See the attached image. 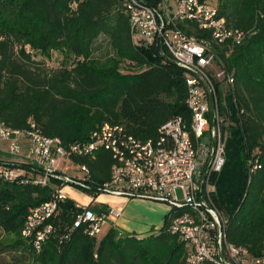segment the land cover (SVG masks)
I'll return each mask as SVG.
<instances>
[{"label": "trees", "instance_id": "16d2710c", "mask_svg": "<svg viewBox=\"0 0 264 264\" xmlns=\"http://www.w3.org/2000/svg\"><path fill=\"white\" fill-rule=\"evenodd\" d=\"M145 1L156 6L160 0ZM125 3L0 0V121L14 128H28L34 122L42 133L59 136L68 145L89 139L106 122L125 125L134 135L149 138L169 119L189 118L183 69L158 46L133 41ZM217 6L230 26L250 33L241 44L221 49L226 68L235 76L234 90L225 91L227 106L222 102L221 107L225 115L231 110L235 130L226 142L224 168L213 178L214 197L220 210L228 214L227 239L261 255L264 0H217ZM182 28L189 34L211 37L194 23ZM101 35L107 37L112 50L105 61L93 56ZM26 45L41 54L33 56ZM52 49L66 50L73 61L49 68L44 54ZM122 63L137 69L125 71ZM75 160L87 163L98 181H110L115 163L110 150L101 149L95 159ZM251 164H258L253 172ZM52 197L50 187L0 178V229L15 236L7 242L0 235V264H187L190 247L169 230V213L157 233L139 238L112 226L97 246V238L85 232L84 224L71 229L82 211L71 198L62 201L49 220L59 235L46 240L39 251L22 236V229L29 208ZM92 207L107 208L103 204ZM7 251L12 253L8 262L2 258Z\"/></svg>", "mask_w": 264, "mask_h": 264}, {"label": "built area", "instance_id": "2783aa9c", "mask_svg": "<svg viewBox=\"0 0 264 264\" xmlns=\"http://www.w3.org/2000/svg\"><path fill=\"white\" fill-rule=\"evenodd\" d=\"M125 5L133 41L158 46L183 69L190 117L169 119L149 138L106 122L89 139L68 145L59 136L42 133L34 122L28 128H14L0 121V178L53 190L50 200L29 208L22 236L40 251L46 240L59 235L49 220L59 204L71 198L82 207L71 229L84 224L85 232L97 238L107 223L122 215L119 208L92 207L106 194L167 204L169 230L190 247L187 264H264V254H252L227 239V218L214 197L213 178L226 163V117L220 112L219 89L235 88V76L226 68L221 49L241 44L250 31L230 26L209 0H160L156 6L126 0ZM192 23L211 37L182 28ZM25 48L34 56L33 47ZM101 149L110 150L115 158L111 179L105 183L95 179L87 163L75 160L95 159ZM257 167L251 164L250 172ZM67 188L86 194L87 201L73 198Z\"/></svg>", "mask_w": 264, "mask_h": 264}, {"label": "crops", "instance_id": "0c3cea01", "mask_svg": "<svg viewBox=\"0 0 264 264\" xmlns=\"http://www.w3.org/2000/svg\"><path fill=\"white\" fill-rule=\"evenodd\" d=\"M2 155L6 158L9 157L4 152ZM9 158L13 159L12 157ZM67 190L72 191L69 188ZM95 204H103L106 207L111 206L122 210V215L119 218L108 223V229L116 226L121 231L139 238L157 233L164 225L169 208L167 204L159 201L106 194H101Z\"/></svg>", "mask_w": 264, "mask_h": 264}, {"label": "rangeland", "instance_id": "374dc122", "mask_svg": "<svg viewBox=\"0 0 264 264\" xmlns=\"http://www.w3.org/2000/svg\"><path fill=\"white\" fill-rule=\"evenodd\" d=\"M209 1L211 3H213V4H217V0H209ZM95 45H96V49L94 51L93 56L95 58H98V60H100V61H105L107 59L108 55H110L111 52H112L107 37L105 35H101L97 39ZM34 52H37L38 55L41 54V51L39 49H37V50L34 49ZM44 56L48 60L47 66L49 68H51V69H56V68L61 67L62 65H66V64L68 65V64H70L73 61V56H71L64 49H52V50H50L48 52V54H44ZM121 66H122V68H124L123 70H125V71H127V70L129 71L131 69H133V70L137 69L136 67H134V68L132 67L131 68V66H129V64H125V63H122ZM225 89H226V91L228 93L230 92L229 89L226 86L224 88H222V89H219V92L223 93L222 95L219 96V98L221 99V104H222V102H224V104H226V106H227ZM219 107H220L221 114L223 113V115H225L224 112L222 111L221 105ZM227 113H228V115H225L226 120H225V123H224V131H225L226 142H227L228 137L232 136V133H234V130H235V122L231 118V110L228 109ZM7 159H10V158L8 157ZM226 159H227V153H226ZM70 193H71V196L73 198H75V199H77L79 201L87 200L86 194H82L79 191L72 190ZM88 194H90V193L88 192ZM178 195L181 196V193L178 192ZM221 211L223 212V214L227 218L228 214L226 213V211L224 209H222ZM169 212H170V208H168V213ZM109 229H108V223H107L104 226L103 231L98 235V237L96 239L97 246H99L101 240L107 234ZM126 233H128V232H126ZM0 235H1V238L3 240H6L7 242H12L15 239V236L13 234H8V233L4 232L1 229H0ZM11 254L12 253H10V251L5 252L2 255L3 260L8 262L11 259Z\"/></svg>", "mask_w": 264, "mask_h": 264}]
</instances>
